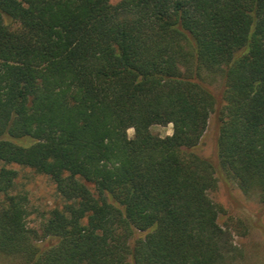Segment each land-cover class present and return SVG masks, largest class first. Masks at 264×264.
I'll return each mask as SVG.
<instances>
[{"label": "trees", "instance_id": "16d2710c", "mask_svg": "<svg viewBox=\"0 0 264 264\" xmlns=\"http://www.w3.org/2000/svg\"><path fill=\"white\" fill-rule=\"evenodd\" d=\"M212 114L216 163L195 151ZM10 165L62 200L38 229ZM217 171L264 202V0H0V253L228 264Z\"/></svg>", "mask_w": 264, "mask_h": 264}, {"label": "rangeland", "instance_id": "374dc122", "mask_svg": "<svg viewBox=\"0 0 264 264\" xmlns=\"http://www.w3.org/2000/svg\"><path fill=\"white\" fill-rule=\"evenodd\" d=\"M120 0H109L114 5ZM205 84L214 92L221 88L218 78H207ZM150 132L164 136L170 134L171 125H152ZM132 129L127 130L132 136ZM217 134L215 114L209 118L208 127L202 141L195 148L201 155L214 159V147ZM17 171L16 191L23 192L28 198L29 215L27 225L38 229L47 217L48 211L60 207L62 200L56 193L54 184L46 175L36 173L28 167L10 165ZM216 187L209 191L211 199L221 207L218 223L230 232L236 247V257L228 264H264V202L257 191H241L232 181L225 179L219 171L216 173ZM0 264H24L18 256L0 253Z\"/></svg>", "mask_w": 264, "mask_h": 264}]
</instances>
